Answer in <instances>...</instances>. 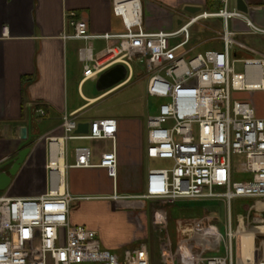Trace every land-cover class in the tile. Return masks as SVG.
Here are the masks:
<instances>
[{"label": "built area", "instance_id": "2783aa9c", "mask_svg": "<svg viewBox=\"0 0 264 264\" xmlns=\"http://www.w3.org/2000/svg\"><path fill=\"white\" fill-rule=\"evenodd\" d=\"M221 1L217 10L193 15L177 30L150 31L144 0H113V13L121 19L123 31L92 33L85 19L70 12L73 32L65 34V38L84 42L78 49L84 78L98 79L107 69L123 64L128 77L118 89L130 80L135 61L144 65L149 78L147 94L160 101L157 115L148 118L146 156L169 164L149 169L139 197L168 206L189 199L226 200L227 253L194 255L182 245L176 254L178 264H236L233 200L264 199V115L259 116L255 98L264 94V50L237 40L240 31L233 26L238 20L246 27L243 33L264 36V10L259 23L237 8V0ZM210 18L222 20L223 29L215 31L212 42L222 41L223 48L194 54L196 48L187 47L192 40L191 26ZM96 39L107 41L101 55L95 52ZM243 53L248 56L242 58ZM237 62L243 64L242 71L236 69ZM38 111L45 114L43 109ZM79 124L77 112H66L63 133L44 136L49 180L45 193L35 197L0 194V264H157L146 243H136L118 254L104 247L99 231L72 222L74 201L108 198L123 203L135 198L117 192V120L92 119L87 133L77 132ZM72 140H112L113 146L97 158L89 145H75L69 163L68 143ZM72 168L104 169L113 181L114 193L74 195L67 181ZM165 213L163 208L156 210L155 222H166L167 229ZM215 219L208 214L192 221L191 230L203 237L205 247L219 249L222 234L214 227ZM251 264H264V259Z\"/></svg>", "mask_w": 264, "mask_h": 264}, {"label": "crops", "instance_id": "0c3cea01", "mask_svg": "<svg viewBox=\"0 0 264 264\" xmlns=\"http://www.w3.org/2000/svg\"><path fill=\"white\" fill-rule=\"evenodd\" d=\"M245 2L248 5L247 14L262 23L263 19H258V12H261L263 17V0H245ZM206 3L207 0H144L146 27L150 31L177 30L189 17L208 10ZM112 5L113 0H0V166L16 157L25 144L24 139L20 137L21 128L28 126L29 133L32 134L31 140L25 145L31 148L25 163L13 177L9 187L4 192L0 190V194L11 197H35L45 193L49 187V180L46 169L48 145L44 136L63 133L62 117L66 112H77L80 122H90L92 119L100 118L86 117L85 111L112 91L96 93V91L90 90L85 92L86 83L98 79L84 78L83 74L78 80L72 60L78 57V49L84 42L65 38V34L73 32L69 23L72 18L69 15L70 12H75L78 17L85 19L92 33L123 31L121 19L113 13ZM188 5L200 6L202 10L195 14L190 13L185 10ZM211 5L213 8L209 11H215L222 5V1L213 0ZM204 20L206 19H200L191 26L192 40L195 36L194 33L198 31L204 33L209 29L208 24L203 22ZM233 26H236L240 33L245 31L239 28L244 27V24L238 20L233 21ZM256 36L257 43H262L263 46L261 48L252 47L262 52L264 36ZM97 42L101 45L97 46ZM94 45L95 52L101 55L102 50L107 46V41L96 39ZM133 76L134 73L127 83L132 80ZM76 83L83 103L71 109L69 108L68 92L70 86L75 87ZM38 109H43L45 114L41 115ZM114 119L118 124L116 140L119 155L117 192L121 195L135 197L127 203L146 202L148 200L139 197L144 192L142 173L143 162L147 157L146 148L143 147L142 120L138 117H114ZM94 142L104 144L101 148L94 149L97 158L113 146L112 140ZM68 161L69 163L73 162L72 149L68 153ZM129 180L133 181L132 183L136 185L135 188L125 187ZM67 181L71 192L77 196H100L99 193L109 191H111L110 194L101 195H111L115 191L113 181L102 168H72L67 173ZM120 185L126 189L124 193L119 192ZM213 200L215 198L204 201L211 202ZM80 201L82 200H78L79 203ZM187 202L182 200L177 202V205L167 207L170 214H177L179 218L175 230H173L169 229L170 217H168L167 229L159 238L162 259H154L153 263L178 264L176 254L178 247L182 245L186 251L188 250L194 255L203 251L205 256H213L208 255L207 252L220 250V248L205 247L203 237L191 230L192 221L204 218L208 214L218 219L217 211L201 206L200 209L203 212L199 217L186 218L178 211L181 208L185 209V204H190ZM131 205L133 206V204ZM128 210H130L128 220L133 221L134 209L128 208ZM71 219L74 224H82L77 214L73 213V207ZM215 228L217 229V227ZM260 228L264 229V227ZM139 237L142 236L136 235L126 243L108 245V247L113 252L123 254L127 250L124 249L125 245L134 246ZM252 237L253 234L248 233L241 235L243 257L238 258L236 264H251L264 259V241H260L259 248L255 239L253 240L254 244L252 243ZM122 249L124 250L122 251Z\"/></svg>", "mask_w": 264, "mask_h": 264}, {"label": "rangeland", "instance_id": "374dc122", "mask_svg": "<svg viewBox=\"0 0 264 264\" xmlns=\"http://www.w3.org/2000/svg\"><path fill=\"white\" fill-rule=\"evenodd\" d=\"M258 19H263L261 12H258ZM203 22L208 24L209 29L204 33H201L200 31L194 33L196 37L194 36L189 46H187H194L196 48L193 51L194 54L204 52L210 48H223L222 41L216 40L212 42V37H215L217 35L215 31L223 29L222 20L220 18H210L204 20ZM239 28H242V30H246L245 25L244 27L241 26ZM256 37L257 36L255 34L243 32L236 35L237 40L243 41L249 46L261 48L263 45L262 43H257V41L255 40ZM98 45H101V43L97 42V46ZM246 56H248V54L243 53L242 58H245ZM72 63L74 72L76 73L78 80H80L83 75L84 66L83 63L79 60V55L76 59L74 58V60H72ZM134 65L135 70L132 80L116 90H114V88L110 89V91H114L108 94L104 99L99 100L96 104L89 107L85 111V115L86 117L96 116L100 118L138 117L142 120V130L144 137L143 147L146 148L148 118L150 116L157 115L160 101L155 97L149 96L147 94L149 78L146 76L145 69L143 67L144 65L139 61H135ZM235 67L238 71L243 70V64L240 62H237L235 64ZM76 86L77 83L75 84V87H73V85L70 86L68 92L69 108L71 109L83 103ZM84 89L85 92L94 90L96 91V93L107 91H99L97 89V81H88ZM255 98L258 105L259 116H262L264 115V94L258 93L255 95ZM78 144L89 145L93 150H96V147L101 148L104 145L103 143H96L92 140H72L68 143V150L71 151V149H73V147ZM168 164L169 163L165 160L148 159L146 157L143 162L142 179L146 178L149 169L165 167ZM132 182L133 181L131 180L127 181L125 187L131 186L132 188H135L136 185ZM118 189L120 193H124L126 191V189L122 185H120ZM4 191L5 190H1V192ZM110 193L111 191L99 194L101 195ZM204 200L207 199L185 200L190 204H185L184 207L186 208H181L178 212L183 217L196 218L201 215V212H203L200 209L201 206L207 208L208 210L217 211L218 219L213 220V223L214 227H217V229L222 234L220 250L216 252L208 251L207 253L208 255L222 256L227 252V219L229 209L225 200H223L222 198H215V200L211 202H206ZM261 203H264V199L236 198L233 200L232 224L236 237H234L232 243L235 262L238 258L241 259L243 257L241 235L247 233L253 234L252 243L255 239L254 241H256L257 246H259L261 240L264 241V229L260 228L264 227V204ZM131 204H133V206ZM72 207L73 213L77 214V216L81 219L82 224H85L86 226L97 229L99 231L101 239L104 241L103 244L105 248L110 250V247H108V245H120L126 243L134 236L140 235L142 237H139L136 243L145 242L147 244L153 262H155L154 259H162L159 248V238H161V234L166 231V222H163L162 225L155 222V211L160 208L165 209V221H168L167 219L168 217H170L169 229L175 230L174 228L176 226L177 219L179 218L177 214H170V211L168 212L167 208L168 205L160 200H148L146 202L140 201L138 203H114L111 199L108 198H93L89 200H82L80 201V203L78 201H74ZM128 208L134 209L133 211L135 212V217L133 221L131 219L128 220V213L130 211L128 210ZM240 214L241 216H239ZM132 246L133 245L127 244L125 245L124 249L126 248L129 250L132 248ZM124 249H122V251Z\"/></svg>", "mask_w": 264, "mask_h": 264}, {"label": "water", "instance_id": "95a60500", "mask_svg": "<svg viewBox=\"0 0 264 264\" xmlns=\"http://www.w3.org/2000/svg\"><path fill=\"white\" fill-rule=\"evenodd\" d=\"M237 8L245 13L248 12V5L244 0H237ZM185 10L195 14L200 12L202 10V7L188 5L185 7ZM127 77L128 69L126 68V66L123 64H116L99 76L97 80V89L99 91L109 90L123 82ZM88 129L89 122H80L77 132L87 133ZM20 137L24 139L25 144L21 147L17 156L0 166V190L2 191L6 190L9 187L13 177L17 175L31 151V148L29 146H25L32 137V134L29 133L28 126H23L21 128ZM9 165L10 167H8Z\"/></svg>", "mask_w": 264, "mask_h": 264}, {"label": "trees", "instance_id": "16d2710c", "mask_svg": "<svg viewBox=\"0 0 264 264\" xmlns=\"http://www.w3.org/2000/svg\"><path fill=\"white\" fill-rule=\"evenodd\" d=\"M212 2H213V0H207L206 9L212 10V8H213V6L211 5Z\"/></svg>", "mask_w": 264, "mask_h": 264}, {"label": "bare ground", "instance_id": "6f19581e", "mask_svg": "<svg viewBox=\"0 0 264 264\" xmlns=\"http://www.w3.org/2000/svg\"><path fill=\"white\" fill-rule=\"evenodd\" d=\"M107 70H108V69H107ZM107 70H106V71H107ZM104 72H105V71H104ZM104 72H103V73H104ZM126 79H127V78H126ZM126 79H125V80H126ZM118 85H119V84H118ZM118 85H117V86H118ZM117 86H114V87H113L114 90L116 89ZM111 89H112V88H111ZM109 90H110V89H109ZM107 91H108V90H107ZM112 91H113V90H112ZM110 92H111V91H110ZM185 241H186V240H185ZM203 241H204V240H203ZM199 242H200V241H199ZM204 244H205V243H204Z\"/></svg>", "mask_w": 264, "mask_h": 264}]
</instances>
